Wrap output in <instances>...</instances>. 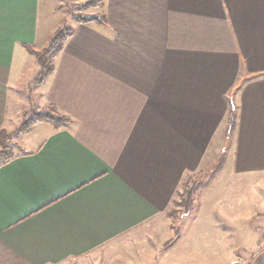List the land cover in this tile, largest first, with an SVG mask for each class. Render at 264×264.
Instances as JSON below:
<instances>
[{
    "label": "crops",
    "instance_id": "obj_1",
    "mask_svg": "<svg viewBox=\"0 0 264 264\" xmlns=\"http://www.w3.org/2000/svg\"><path fill=\"white\" fill-rule=\"evenodd\" d=\"M99 14L35 85L40 0H0V132L49 103L71 118L0 165V264H167L173 201L212 165L233 105L234 166L264 174V0H105Z\"/></svg>",
    "mask_w": 264,
    "mask_h": 264
},
{
    "label": "rangeland",
    "instance_id": "obj_2",
    "mask_svg": "<svg viewBox=\"0 0 264 264\" xmlns=\"http://www.w3.org/2000/svg\"><path fill=\"white\" fill-rule=\"evenodd\" d=\"M88 1L40 0V26L48 27L45 48L55 30L74 26L76 16L100 15L99 9L83 8ZM35 63V67L40 66L38 60ZM37 75L35 73L34 78ZM28 93V87L22 85V101ZM21 122L22 118L14 122L10 130L18 128ZM30 134L8 137L7 143L14 153L26 148L22 143ZM219 139L223 141L219 143L212 165L191 177L175 200L180 203L184 189H191L194 193L191 208L187 210L182 204L175 203L171 206L174 230L169 250L174 256L167 264H193L196 262L193 260L195 251L200 259L196 264H252L264 245V174L236 170L232 147L235 136L231 130ZM177 253L182 254L181 257L179 254L178 258ZM149 261V264H163L154 257ZM92 264H96L95 261Z\"/></svg>",
    "mask_w": 264,
    "mask_h": 264
},
{
    "label": "trees",
    "instance_id": "obj_3",
    "mask_svg": "<svg viewBox=\"0 0 264 264\" xmlns=\"http://www.w3.org/2000/svg\"><path fill=\"white\" fill-rule=\"evenodd\" d=\"M105 0H90L88 1L84 9H100L103 7ZM105 16L100 14L99 16H76L75 20L79 23H91L103 19ZM74 34V30L71 27L59 28L49 46L42 51L32 49L27 46L29 53L34 55L39 64L40 70L37 77L33 80L35 85H42L55 71V60L57 56L63 51L65 42ZM237 121V111L235 105H233L231 112L229 113V124L231 130L234 129V125ZM71 118L62 113L57 105L49 103L42 108H32L22 115V122L20 126L16 128L11 134L23 135L31 133L35 127L40 123L50 124L56 130L65 129L69 126ZM6 131L0 132V165L8 162L15 156L13 147L7 143L10 136ZM193 190L184 189V195H182V201L179 203L173 201L175 204H182L187 210L191 208L193 203ZM172 215V214H171ZM261 250V248H260Z\"/></svg>",
    "mask_w": 264,
    "mask_h": 264
}]
</instances>
